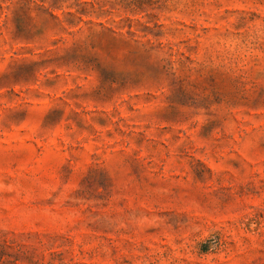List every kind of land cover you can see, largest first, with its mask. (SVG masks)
Instances as JSON below:
<instances>
[{"label": "rangeland", "instance_id": "1", "mask_svg": "<svg viewBox=\"0 0 264 264\" xmlns=\"http://www.w3.org/2000/svg\"><path fill=\"white\" fill-rule=\"evenodd\" d=\"M0 264H264V0H0Z\"/></svg>", "mask_w": 264, "mask_h": 264}]
</instances>
